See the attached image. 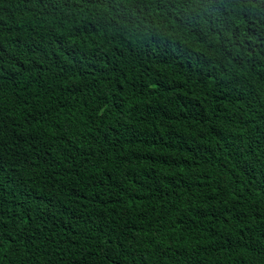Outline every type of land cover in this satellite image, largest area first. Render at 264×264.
<instances>
[{
	"label": "trees",
	"instance_id": "trees-1",
	"mask_svg": "<svg viewBox=\"0 0 264 264\" xmlns=\"http://www.w3.org/2000/svg\"><path fill=\"white\" fill-rule=\"evenodd\" d=\"M0 264H264V0H0Z\"/></svg>",
	"mask_w": 264,
	"mask_h": 264
}]
</instances>
